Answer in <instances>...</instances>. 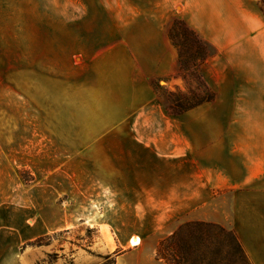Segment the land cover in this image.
<instances>
[{
  "label": "crops",
  "instance_id": "0c3cea01",
  "mask_svg": "<svg viewBox=\"0 0 264 264\" xmlns=\"http://www.w3.org/2000/svg\"><path fill=\"white\" fill-rule=\"evenodd\" d=\"M143 1L149 16L152 7L158 13L147 21L152 46L137 58L140 74L180 76L168 35L175 17L215 48L202 73L221 93L220 148L203 126L215 118L203 116L214 103L174 115L154 100L126 125L97 132L92 175L78 165L70 180L68 161L38 184L22 178L0 135V264H37L54 249L31 241L80 224L97 229L93 248L104 247L114 264H168L158 243L184 221L221 224L251 264H264V0ZM74 264H98L97 257L78 248Z\"/></svg>",
  "mask_w": 264,
  "mask_h": 264
},
{
  "label": "rangeland",
  "instance_id": "374dc122",
  "mask_svg": "<svg viewBox=\"0 0 264 264\" xmlns=\"http://www.w3.org/2000/svg\"><path fill=\"white\" fill-rule=\"evenodd\" d=\"M143 3L0 0V135L11 146L14 164L22 167V178L40 184L68 161L70 180L78 165L87 167L83 175H92L97 132L126 125L149 101L161 102L169 112L172 92L203 95L196 80L183 78L180 66V76L140 74L137 61L152 46L147 21L158 13L152 7L149 16ZM212 91L213 101L183 114L220 100L221 93ZM213 105L203 116L215 118H206L203 126L213 134L208 143L220 148L221 124L214 121H220L221 107ZM97 237V229L84 224L51 234L43 245L54 251L37 264H74L78 248L94 254L98 264H114L104 247L93 248Z\"/></svg>",
  "mask_w": 264,
  "mask_h": 264
},
{
  "label": "trees",
  "instance_id": "16d2710c",
  "mask_svg": "<svg viewBox=\"0 0 264 264\" xmlns=\"http://www.w3.org/2000/svg\"><path fill=\"white\" fill-rule=\"evenodd\" d=\"M262 3L264 4V1ZM168 35L178 50L183 78L196 80L198 87L203 91V95L193 90H189V94L180 91L170 93L173 99L167 108L171 114L180 115L215 99V93L205 82L202 73V65L215 50L180 18L173 19ZM158 88L159 86L156 89ZM47 236L38 237L29 245L41 246ZM157 257L168 264H251L233 231L219 223L205 221H184L179 224L174 233L159 241Z\"/></svg>",
  "mask_w": 264,
  "mask_h": 264
},
{
  "label": "bare ground",
  "instance_id": "6f19581e",
  "mask_svg": "<svg viewBox=\"0 0 264 264\" xmlns=\"http://www.w3.org/2000/svg\"><path fill=\"white\" fill-rule=\"evenodd\" d=\"M129 242H130L131 244H136V243L139 242V239H138V238H131V239L129 240Z\"/></svg>",
  "mask_w": 264,
  "mask_h": 264
},
{
  "label": "built area",
  "instance_id": "2783aa9c",
  "mask_svg": "<svg viewBox=\"0 0 264 264\" xmlns=\"http://www.w3.org/2000/svg\"><path fill=\"white\" fill-rule=\"evenodd\" d=\"M131 245H133V244H131Z\"/></svg>",
  "mask_w": 264,
  "mask_h": 264
}]
</instances>
